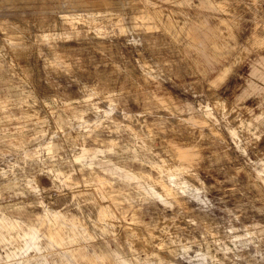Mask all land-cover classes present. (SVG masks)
Returning <instances> with one entry per match:
<instances>
[{
	"label": "rangeland",
	"instance_id": "1",
	"mask_svg": "<svg viewBox=\"0 0 264 264\" xmlns=\"http://www.w3.org/2000/svg\"><path fill=\"white\" fill-rule=\"evenodd\" d=\"M23 214L77 253L0 264H264V0H0V220Z\"/></svg>",
	"mask_w": 264,
	"mask_h": 264
},
{
	"label": "crops",
	"instance_id": "2",
	"mask_svg": "<svg viewBox=\"0 0 264 264\" xmlns=\"http://www.w3.org/2000/svg\"><path fill=\"white\" fill-rule=\"evenodd\" d=\"M218 6L222 8L223 4H218ZM156 26L158 28V25ZM213 46L215 49H217L215 44L212 45V47ZM216 79H220V78L218 77ZM171 149L174 153V158L183 165L184 164L188 165L185 160H183V162L179 160V158L181 157L183 153L187 154L190 158H193V159L200 158V155L197 152V150H195V148H189V146H179L175 144L171 146ZM25 215L26 214H23L21 218L7 216L6 221L0 220V244L15 245L20 240H23L25 242V246H26L25 248L15 249L17 251L11 252L10 255L16 256L18 252L24 251L29 244H32L33 247L37 248L40 251L45 250V249H51L56 246L61 247L63 250H65L64 252L70 254V256H72L73 258L75 257L74 253H77V250L72 249V247L76 245H72V246L68 245L69 241L65 239L63 240V242L64 243L67 242V246H63L60 240L58 239L59 231L53 229L54 226L56 227L55 219L57 218H55V216L52 215L51 217L50 215H44L42 218H36V217L31 218L28 216L25 217ZM2 223H5L6 225L5 227L8 229L1 230ZM43 229L44 231H42ZM12 231H16V234H13ZM70 236L71 237H82L83 235L80 231H76L72 233L71 235H69L68 237ZM82 258H85V257L82 256ZM30 261H31V258L26 260L24 264H29Z\"/></svg>",
	"mask_w": 264,
	"mask_h": 264
}]
</instances>
